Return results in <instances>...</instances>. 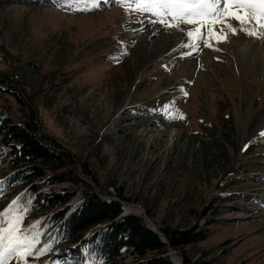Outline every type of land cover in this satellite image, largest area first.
Listing matches in <instances>:
<instances>
[{"label": "rangeland", "instance_id": "1", "mask_svg": "<svg viewBox=\"0 0 264 264\" xmlns=\"http://www.w3.org/2000/svg\"><path fill=\"white\" fill-rule=\"evenodd\" d=\"M136 8V0H0V126L6 117L24 124L33 110L39 133L70 155L72 180L45 182L43 192L74 186L76 176L141 205L159 232L206 233L175 248L190 264H264V38L229 20L236 34L216 24L227 33L217 41L202 27L194 50L186 33L196 25L170 27ZM11 158L0 133V180L13 172ZM25 189H0V213L11 206L7 220L19 218L22 238L38 242L7 264H87L75 249L43 250L51 213L25 214L38 196ZM138 259L131 248L118 264Z\"/></svg>", "mask_w": 264, "mask_h": 264}, {"label": "trees", "instance_id": "2", "mask_svg": "<svg viewBox=\"0 0 264 264\" xmlns=\"http://www.w3.org/2000/svg\"><path fill=\"white\" fill-rule=\"evenodd\" d=\"M0 133L3 143L10 148L13 168L0 183L3 190L22 185L38 192L45 182L72 180L70 174L74 170L68 173L73 163L70 155L56 148L63 149L57 141L39 133L33 110L24 124L6 117ZM56 171L59 172L54 174ZM84 171L90 173L87 168ZM73 181L74 186L64 187L61 192H40L27 212L53 213L49 220L55 230L46 241V249H67L81 241L77 258L83 256L91 264H118L121 250L130 246L140 257L135 264H175L169 247L141 216L134 212L121 216L124 208L120 202L102 199L92 185L76 176ZM99 224L102 225L96 227ZM163 233L176 249L206 238V233L194 230L166 228ZM185 261L190 264L187 258ZM199 264L210 263L204 260Z\"/></svg>", "mask_w": 264, "mask_h": 264}, {"label": "snow or ice", "instance_id": "3", "mask_svg": "<svg viewBox=\"0 0 264 264\" xmlns=\"http://www.w3.org/2000/svg\"><path fill=\"white\" fill-rule=\"evenodd\" d=\"M130 2V0H123ZM136 11H151L159 17L160 23H165L170 27H179L181 23L196 25L194 30L187 31L186 35L195 42L204 38L201 31L202 27L207 28L210 39L222 41L227 38V33L217 35L214 29L216 24H224L232 34L237 33V28L233 27L235 21L241 27V31L248 35L264 38V0H136ZM171 16L174 23L169 24L164 17ZM255 22V28L251 25ZM223 32V28L220 29ZM212 47L211 43L206 45ZM187 95V93H185ZM181 118H183L181 116ZM264 135V132L261 133ZM15 204V201H13ZM12 211L11 206L6 212L0 213L4 220L0 223H7L8 227L0 228V264H7L8 259L18 254L23 260L32 255V247L38 241L22 238L19 227V218L8 221L7 216ZM26 264V262H25Z\"/></svg>", "mask_w": 264, "mask_h": 264}, {"label": "bare ground", "instance_id": "4", "mask_svg": "<svg viewBox=\"0 0 264 264\" xmlns=\"http://www.w3.org/2000/svg\"><path fill=\"white\" fill-rule=\"evenodd\" d=\"M243 38H244V37H242V36L239 37V38H236L235 40L232 41V45H233V46L238 45L237 42H238V41H241ZM260 38H261V37H260ZM257 40H258V43H261V41H259V40H261V39H257ZM179 46H180V45H179ZM179 46H177L176 48L174 47V48H172V49L170 48V49H168V51L176 50L177 48H179ZM168 51L165 50V53H160V54H158L157 56L155 55L154 59H157V58H163L164 56L167 55V52H168ZM165 54H166V55H165ZM257 68H258V65L256 66V69H257ZM263 130H264V122L260 125L258 131L260 132V131H263ZM127 207H128L129 210H132V209L134 208V209L138 210L139 213H141V214L144 215L145 210H144L143 208H139V207L134 206V205H132V204H128ZM165 208H166V206L163 207V211H164ZM163 211H162V212H163ZM145 213H146V212H145ZM162 215H163V214H162ZM150 223H151V222H150ZM151 225H152L154 228L157 229L156 225H155L153 222L151 223Z\"/></svg>", "mask_w": 264, "mask_h": 264}, {"label": "water", "instance_id": "5", "mask_svg": "<svg viewBox=\"0 0 264 264\" xmlns=\"http://www.w3.org/2000/svg\"><path fill=\"white\" fill-rule=\"evenodd\" d=\"M94 187H96L95 185H94V183H91ZM130 204V203H129ZM132 205H134V206H137V207H139V208H142L140 205H135V204H132ZM144 217H145V219H146V221H147V225H148V227H149V229L152 231V232H154L157 236H159L162 240H163V242L172 250V251H174L175 253H177L178 254V256L180 257V263L179 264H186L185 263V261H184V259H183V257H182V254L179 252V251H177L172 245H171V243H170V240H169V237L166 235V234H164V233H162V232H159V231H157L156 230V228H154L152 225H151V223H150V219L148 218V216H147V214L144 212ZM176 264H178V263H176Z\"/></svg>", "mask_w": 264, "mask_h": 264}]
</instances>
